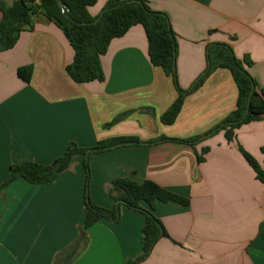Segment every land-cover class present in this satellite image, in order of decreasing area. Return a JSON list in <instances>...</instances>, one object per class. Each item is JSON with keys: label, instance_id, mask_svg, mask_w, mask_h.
I'll return each mask as SVG.
<instances>
[{"label": "crops", "instance_id": "crops-1", "mask_svg": "<svg viewBox=\"0 0 264 264\" xmlns=\"http://www.w3.org/2000/svg\"><path fill=\"white\" fill-rule=\"evenodd\" d=\"M108 2L96 0L89 14L99 16ZM146 2L168 19L180 90L189 91L204 73L208 49L223 44L236 60L247 62L264 99V0ZM73 58L62 30L39 10L15 45L0 50V186L11 165H50L72 142L92 148L136 137L141 145L89 155L91 203L111 209L112 181L129 178L151 181L187 204H155L152 214L165 236L134 264H264V185L238 150L264 170V115L241 125L231 143L223 131L207 134L236 108L230 71L213 70L184 97L174 123L164 125L160 116L178 92L150 63L140 25L110 41L100 58L101 82H74L65 71ZM27 66L28 83L17 76ZM125 112L130 113L105 126ZM83 164L84 157L75 156L51 183L16 179L0 192V264H127L141 255L144 217L123 206L117 221L99 219L87 229L85 246L74 248L84 221Z\"/></svg>", "mask_w": 264, "mask_h": 264}, {"label": "trees", "instance_id": "trees-1", "mask_svg": "<svg viewBox=\"0 0 264 264\" xmlns=\"http://www.w3.org/2000/svg\"><path fill=\"white\" fill-rule=\"evenodd\" d=\"M59 1L64 6L63 12L55 0H14L11 4L0 1V50H8L15 45L21 29L30 24L32 15L36 10H39L62 30L74 51L72 63L65 67L70 78L79 84L92 81L101 82L104 76L100 58L106 52L110 41L123 36L130 27L140 25L146 37L150 63L160 67L164 74L171 78L178 92L174 102L160 116L162 124L171 125L174 123L181 110L184 97L200 87L204 79L216 68H225L230 71L237 88L236 108L207 134L223 131L226 141L231 143L235 138V131L241 125L258 121L264 115L263 93L256 91V85L245 69L247 62L236 60L231 50L223 44L208 49V64L204 73L189 91L180 90L175 70V38L168 19L165 14L151 10L146 0H109L97 17H92L88 12L96 0ZM65 13L68 17H65ZM97 18L98 20L94 22ZM31 73L30 66L17 70V76L26 83L29 82ZM129 113L117 115L105 126L109 127L119 122ZM193 140L196 138L180 142L192 143ZM169 141L177 140L169 139ZM141 144L142 142L136 137L113 138L97 142L92 148H82L72 142L65 153L50 165H39L32 161L11 165L9 179L0 186V192L16 179H22L32 185L51 183L69 168L70 162L75 156H83V166L86 172L83 196L84 221L80 227L79 240L74 244V248L78 250L85 246L87 229L99 219L117 221L120 207L123 206L144 217L141 236L142 253L135 261L127 263L134 264L145 259L157 240L165 236L160 221L152 214L155 204L171 201L186 205L187 200L166 191L151 181L137 183L129 178H118L112 181L109 190V195L114 202L113 207L111 209L97 207L91 203L88 196L90 178L88 157L90 154L103 152L116 146ZM238 150L252 167L256 179L264 185V170L241 148ZM261 151L264 152V147ZM197 160L201 161V158L197 157ZM142 202L146 204L147 208L141 207L140 203Z\"/></svg>", "mask_w": 264, "mask_h": 264}, {"label": "water", "instance_id": "water-1", "mask_svg": "<svg viewBox=\"0 0 264 264\" xmlns=\"http://www.w3.org/2000/svg\"><path fill=\"white\" fill-rule=\"evenodd\" d=\"M56 1V3H57V5H58V7L62 10V12H63V10H64V6H63V4L59 1V0H55ZM65 15V17H68V15H67V13H65L64 14ZM99 18V17H98ZM98 18L94 21V22H96L97 20H98ZM87 154H88V152H87ZM118 204V203H117Z\"/></svg>", "mask_w": 264, "mask_h": 264}]
</instances>
